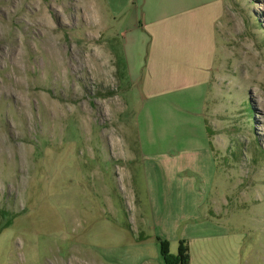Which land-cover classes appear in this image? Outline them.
<instances>
[{"label":"rangeland","instance_id":"rangeland-1","mask_svg":"<svg viewBox=\"0 0 264 264\" xmlns=\"http://www.w3.org/2000/svg\"><path fill=\"white\" fill-rule=\"evenodd\" d=\"M126 1L0 0V264H123L104 227L147 221ZM216 38L212 152L169 149L166 183L243 235L240 264H264V0H226Z\"/></svg>","mask_w":264,"mask_h":264},{"label":"crops","instance_id":"crops-1","mask_svg":"<svg viewBox=\"0 0 264 264\" xmlns=\"http://www.w3.org/2000/svg\"><path fill=\"white\" fill-rule=\"evenodd\" d=\"M225 1L135 0L127 14L131 27L121 32L124 45L136 40L141 45L136 130L138 159L146 161L142 172L147 221L137 228L130 222L115 229L104 227L105 242L126 247L123 264H162L156 237L172 244L171 253H176L179 240H185L189 264L241 263L243 235L208 217V213L202 214V197H192L191 204L184 199L176 201L187 188L186 181L177 180L171 188L166 183L169 149L212 152L203 109L216 57V23ZM130 55L133 60V53ZM121 58L129 75L130 61ZM196 192L191 187L190 193ZM170 202L176 206L172 214L167 212Z\"/></svg>","mask_w":264,"mask_h":264},{"label":"trees","instance_id":"trees-1","mask_svg":"<svg viewBox=\"0 0 264 264\" xmlns=\"http://www.w3.org/2000/svg\"><path fill=\"white\" fill-rule=\"evenodd\" d=\"M208 134L210 133L208 126L206 125ZM11 218L6 221V227L11 224ZM159 244L160 254L162 256V264H189V252L185 240H179L176 253H171L169 250V243L167 240H163L156 237Z\"/></svg>","mask_w":264,"mask_h":264}]
</instances>
